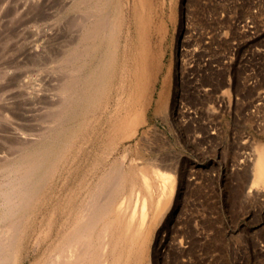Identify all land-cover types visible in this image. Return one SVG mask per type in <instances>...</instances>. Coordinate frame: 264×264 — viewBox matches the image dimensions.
I'll return each mask as SVG.
<instances>
[{"label":"rangeland","instance_id":"1","mask_svg":"<svg viewBox=\"0 0 264 264\" xmlns=\"http://www.w3.org/2000/svg\"><path fill=\"white\" fill-rule=\"evenodd\" d=\"M91 2L0 0V179L66 118L44 139L54 151L20 235L24 264L104 174L123 170L120 199L136 205L155 165L175 191L130 264H264V186L251 172L264 142V0ZM91 11L114 29L87 52ZM67 88L77 93L62 113Z\"/></svg>","mask_w":264,"mask_h":264},{"label":"bare ground","instance_id":"2","mask_svg":"<svg viewBox=\"0 0 264 264\" xmlns=\"http://www.w3.org/2000/svg\"><path fill=\"white\" fill-rule=\"evenodd\" d=\"M90 4L92 7L98 5L99 0H92ZM89 17L93 24L89 29V38L93 43L87 52L90 48L92 51L97 49L95 41H105L106 38L103 39V36H107L112 28L106 16L104 20L97 21L95 11H91ZM82 74L77 75V80L80 81L83 78ZM87 80H90L87 84L89 87L98 86L97 73L89 75ZM68 88L62 113L69 111L72 95L77 93V90L72 91ZM65 119L58 117L52 121L54 124L48 128L51 130L47 135L54 132L57 126L62 127L65 123L62 121ZM46 133L38 132L39 144L32 149L29 147L32 146L33 141H26L27 146H23L25 151L18 161L13 160L12 164L6 162L5 164L3 161L5 165L3 164L4 168L2 167L1 170L4 174L2 171L1 173L5 179H0V264L25 263L24 258H21L22 255L19 256L20 235L23 234L21 232L24 229L25 217L45 185L40 182L42 171L46 170L49 157L54 151L51 140L44 141L47 137ZM257 151L258 155L251 167L252 185L264 186V142L260 143ZM152 168L153 180L147 172H141V182L147 193L139 202L140 204L137 201L136 205L126 202V199H120L123 185L126 182L123 170L115 176H110L109 171L108 175L104 174L97 187L94 188L95 192L90 191L87 198L80 204L75 221L72 224L66 222L64 230L60 228L63 232L58 231L60 233L58 236L46 242L43 255L36 264H130L132 257L137 260L143 251L139 246L142 242L140 240L148 234L150 225H152L149 222L150 214L151 220L155 221L175 191V175L172 171L162 170L156 165ZM134 183V178H132L133 186ZM149 203H151V208ZM113 209L115 213L112 212ZM69 216L67 214V220ZM152 223L155 224V222Z\"/></svg>","mask_w":264,"mask_h":264}]
</instances>
